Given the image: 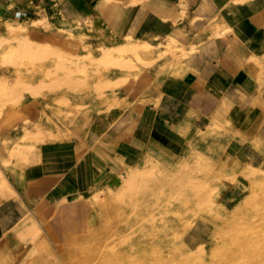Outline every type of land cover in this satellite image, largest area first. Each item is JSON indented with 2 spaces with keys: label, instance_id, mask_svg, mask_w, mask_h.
Returning a JSON list of instances; mask_svg holds the SVG:
<instances>
[{
  "label": "bare ground",
  "instance_id": "bare-ground-1",
  "mask_svg": "<svg viewBox=\"0 0 264 264\" xmlns=\"http://www.w3.org/2000/svg\"><path fill=\"white\" fill-rule=\"evenodd\" d=\"M137 1L124 2V11L117 6L116 13L125 15ZM74 23L78 30L66 31V39L39 42L33 35L48 34L35 30L52 26L44 16L30 22L0 16V66L10 65L15 72L12 79L0 75V117L32 96L45 97L37 102L32 124L20 125L14 139L3 138L0 132V203L13 196L27 207L20 209L17 221L9 222L21 237V245L12 254L0 256V264H264V162L241 170L238 181L247 190L232 206L218 199L224 185L218 184L213 168L214 146L232 151L249 139L264 148L257 134L264 118V57L256 55L245 66L258 81V95L250 106L242 109L227 94L202 131H190V124L182 122L177 140L163 136L148 144L139 158L122 161L123 172L112 173L104 187L87 194L97 210L94 221L87 223L91 230L86 228L73 242L64 241L58 251L47 216L20 196L9 166H14V160L29 164L45 142L65 140L76 131L82 137L93 112L109 115L130 105L121 91L123 83L129 78L138 80L142 71H156L157 61L166 60L159 57L161 53L169 52L167 57L174 64L187 65L191 52L170 36L157 52L148 44L141 50L130 25L121 31L113 29L110 44H95L87 26L79 20ZM214 23L210 35L218 33ZM66 46L73 49L68 51ZM201 48L198 44L189 50ZM2 126L7 127L6 122L0 130ZM235 176L231 174L226 184L236 182ZM250 205L255 207L247 208ZM190 208L222 224L208 255L199 257L205 251L200 242L203 223L194 229L185 224ZM157 214L151 243L142 231L150 228ZM0 229L6 231L7 226L1 222Z\"/></svg>",
  "mask_w": 264,
  "mask_h": 264
},
{
  "label": "crops",
  "instance_id": "crops-1",
  "mask_svg": "<svg viewBox=\"0 0 264 264\" xmlns=\"http://www.w3.org/2000/svg\"><path fill=\"white\" fill-rule=\"evenodd\" d=\"M9 1L32 7L42 3L45 14L51 13L55 5L66 19L95 22L101 31H121L130 25L138 30V36L157 42H166L170 36L191 51L187 65L174 64L169 55L161 58L165 61H157V68L166 70V78L147 70L138 75V80L127 79L121 91L131 104L97 117L86 140L45 142L29 164L13 161L9 172L18 183L20 196L29 206H37L48 220L58 206L78 203L99 176L110 169L121 170V161L139 158L148 144L172 130L178 131L180 123L203 127L227 94L242 109L258 95V81L245 66L254 55L264 57V0H138L130 4L125 15L116 13L117 6L124 11V2L129 0H0V8ZM213 22L218 33L210 35ZM198 44L202 45L199 51L189 50ZM176 69L178 75L171 76ZM36 110L34 100L8 113L1 136L14 139L18 127L36 117ZM257 134L264 143V118ZM214 147L217 161L222 153ZM226 162L231 174L236 173V182L223 184L231 186H223L219 198L233 204L247 190L238 181L239 173L262 164L264 148L246 139ZM6 200L0 203V223L8 229L9 222L20 217V209L26 204L13 196ZM7 229H0V236L7 235Z\"/></svg>",
  "mask_w": 264,
  "mask_h": 264
},
{
  "label": "rangeland",
  "instance_id": "rangeland-1",
  "mask_svg": "<svg viewBox=\"0 0 264 264\" xmlns=\"http://www.w3.org/2000/svg\"><path fill=\"white\" fill-rule=\"evenodd\" d=\"M43 11H47V10L42 3L36 4L35 6L32 7L30 5L18 6L17 4L13 3L12 1H9L4 5V7H2V9L0 8V16L8 15L12 19L21 20V21H25V22H30L32 20H35V19H38V18L44 16L45 22H50V24L52 26H50L48 29L41 28V29L35 30L37 33H42V34H46V35L48 34V36H46V37L33 35V38L39 42L50 41L53 43H57L58 40L66 39L65 36L63 35L66 31L78 30V28L74 25L75 24L74 22L77 20L66 19L65 17H63L59 13L56 6H53L51 13L45 14ZM79 22L82 24H85L87 26L86 32H87L89 38L92 39L95 44H106V45H108L113 40L112 38H113L114 34L112 31H101V30H99V28L95 22H91V23L81 22V21H79ZM131 33L138 39L139 43H141V45H140L141 50L143 49L142 46L144 44H148L152 48L153 52H157L158 49L163 46V44H161V41L157 42V41H154L150 37L138 36V30H134L132 28ZM2 34H3V31L0 30V35H2ZM49 35L52 37H50ZM0 49H2V48H0ZM66 49L68 51H70L71 49H73V47L72 46H66ZM168 53L169 52L161 53L159 55V57L162 58L164 54L168 55ZM178 71L179 70L176 69L174 72H170V75L171 76H177ZM154 72H157V74L160 73V74H162V76H164V78H166V75H167L166 70H160V69L156 68V71H154ZM0 75L6 76L7 78L12 79L15 76V72L13 71V68L10 65H4V66L1 65L0 66ZM41 99L44 100L45 97L44 96H32V99H30L28 102L35 100V103H37L38 100H41ZM26 104H24V105H26ZM24 105H22L21 107L13 110L11 112H14L16 110H21ZM38 108H39V105L37 103L36 115L38 112ZM8 113H10V112H8ZM8 113L2 114V116L0 117V124H3L4 122H6L5 116ZM103 113H106V112H103ZM103 113L97 114V113L93 112V115H91L89 118L88 129L90 128L91 123L98 116L102 115ZM33 119L32 120H30V119L26 120L25 121L26 125L32 124ZM206 123L204 124L203 127L193 123L192 126L190 127V131H194V130L202 131L203 128L205 129ZM84 131H85V134L82 137L86 140L87 136L89 135V133H88L89 130L85 129ZM176 132H177L176 130H172V131H170V133H168V135L165 134V137H169L172 140L173 139L177 140V138H176L177 136H175ZM74 133H75V135L72 134V136L67 138V139L82 138L79 136L80 133L78 131H76ZM196 136H198V134H195V137ZM182 137L184 139L186 138V136L184 134H182ZM229 143H231V140L229 142L226 141V144H229ZM218 147H219L220 154L222 153V158H220L219 160L216 161L213 168H214V172H215L214 174L219 176V183L218 184L223 185V184H226L228 177L231 175V172H230L229 166L227 165L226 159H227V157L230 156V154L233 150L228 151L227 149H224L221 146H218ZM41 148H42V145L39 148V150ZM234 157H237V154H235ZM162 160L165 161V158L164 159L162 158ZM122 166L123 167L121 170L115 171V170L110 169V170H107L103 175L99 176L97 178V182H96L95 186L91 189V191L98 189V188H101V187H104V184H106V181L110 180L113 177V174H120L121 172H123L124 171L123 162H122ZM229 186H231V185H229ZM229 186L225 185L224 188L229 187ZM87 194L84 196H80L79 202L76 204L69 203V204L58 206L56 211L53 212L52 215L50 216L49 225L51 228V234H52V237L55 241V244L57 246L58 251L61 250V247L64 244V241L67 243L73 242L78 238V236L83 231L86 230V228L91 230L90 227H87V225H88L87 223L94 221V218L96 217V214H97V210L94 206H91L89 204L88 199H87ZM218 199H220V198L218 197ZM240 199L234 201L233 204L237 203ZM233 204L229 203L228 206H232ZM253 207H255V206L250 205L247 208H253ZM139 208L143 209L144 205L140 204ZM158 217H160L159 214H157L154 217V219L150 222V228L142 231V234H144V236H146V238L149 241H151V243L154 240L152 235L155 232L154 225H156V223H157L156 220L158 219ZM172 218L175 219L176 216H172ZM185 218H186L185 224L190 229L197 228L201 223H203L204 227H203L202 236L200 237V242L205 246V251H204V253H200L199 257L208 255L210 253V251L213 249V247L215 246L214 236H215L216 230L218 231V229H221L222 224L215 221L210 216L204 215L202 213H199V214L194 213V210L192 208L188 209V212L186 213ZM18 219H19V217L12 220L10 222V224L12 222L17 221ZM10 224H9V226H10ZM6 234L7 235L2 236L0 238V256L1 257L12 254L13 251L21 245V237L19 235L15 234L14 231L10 227L7 229ZM154 245L155 244H153L152 247ZM107 247L108 246H106V247L104 246L102 249H106Z\"/></svg>",
  "mask_w": 264,
  "mask_h": 264
}]
</instances>
